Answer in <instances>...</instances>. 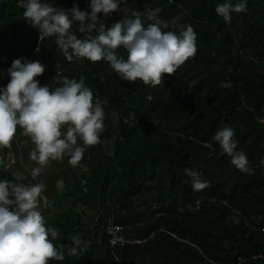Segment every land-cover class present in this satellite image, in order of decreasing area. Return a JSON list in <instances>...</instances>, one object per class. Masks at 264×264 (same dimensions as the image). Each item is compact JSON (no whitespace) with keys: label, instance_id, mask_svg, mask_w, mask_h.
Returning a JSON list of instances; mask_svg holds the SVG:
<instances>
[{"label":"trees","instance_id":"16d2710c","mask_svg":"<svg viewBox=\"0 0 264 264\" xmlns=\"http://www.w3.org/2000/svg\"><path fill=\"white\" fill-rule=\"evenodd\" d=\"M42 2L91 11V0ZM223 2L121 0L117 12L98 14L97 29L133 12L147 25L146 14L155 8L169 24L165 31L193 27L195 56L152 86L124 80L105 60L68 61L56 36L39 40L22 0H0V88L14 60L39 61L45 69L35 78L40 86L54 90L63 77H83L105 113L101 142L86 147L78 166L71 164L70 188L46 207L39 198L41 214L54 215L46 225L60 234L53 243L64 246L65 258L48 264H264V0H246L247 11L231 13L227 24L215 12ZM79 27L73 21L70 31L83 39L88 34ZM115 51L127 59L123 47ZM226 125L252 175L233 166L213 139ZM22 132L17 126L12 144ZM10 151L0 150V180L14 184L6 168ZM185 168L209 187L193 190ZM110 224L122 226L128 238L148 240L111 248ZM74 235L87 244L82 257L67 254Z\"/></svg>","mask_w":264,"mask_h":264},{"label":"clouds","instance_id":"9594fccd","mask_svg":"<svg viewBox=\"0 0 264 264\" xmlns=\"http://www.w3.org/2000/svg\"><path fill=\"white\" fill-rule=\"evenodd\" d=\"M121 0H91L90 13L74 5L68 11L42 0H22L23 16L38 30L39 40L56 36V43L68 61L73 56L90 62L107 61L112 70L124 80L141 81L145 85H163L165 75H173L177 69L197 52V34L192 26H185L179 33L165 31L168 22L159 19L160 8L147 12L151 23L145 25L139 12L114 22L110 27L100 24L98 14L105 17L117 12ZM247 11L246 0L233 4L224 0L217 4L215 12L224 22H231V13ZM73 21L80 24L79 31L87 33L80 39L70 30ZM90 21V22H89ZM97 31V35L91 33ZM123 47L127 59L116 54ZM71 50V51H69ZM39 61L16 59L8 69L9 82L0 88V148L11 146L17 126L30 136L35 149L30 159L39 167L33 168V178L39 176L49 160H62L67 154L69 163L75 165L83 158L87 146L99 144L105 130L103 108L94 103L92 89L85 85L84 78L63 77L62 86L51 90L40 86L35 79L44 72ZM66 127V131L62 129ZM234 130L224 126L213 139L222 153L231 157V163L239 171L252 175L247 155L237 151ZM78 139L83 146L78 145ZM264 164V160H261ZM193 190L209 187L198 172L185 168ZM44 183L34 185L13 184L0 180V264H48L50 260L65 258L58 229L48 227L39 210V198ZM69 256L82 257L87 244L79 236H72Z\"/></svg>","mask_w":264,"mask_h":264},{"label":"crops","instance_id":"0c3cea01","mask_svg":"<svg viewBox=\"0 0 264 264\" xmlns=\"http://www.w3.org/2000/svg\"><path fill=\"white\" fill-rule=\"evenodd\" d=\"M66 127L67 126H65L62 129V132L66 131ZM77 143H78V145L83 146V142L81 140H79V142H77ZM9 148L11 150L9 152L10 156H11L10 164L12 166H14L15 162L21 163V168L19 170H17V173H16V176H17L16 180L21 181L20 183H22L24 185H26V183L28 185H34V184L41 183L40 179H38V181H35L33 176L31 175L32 169L34 167L31 168L29 162L32 161V164L34 166H35V164L37 165V163L30 159V153L35 149V145L31 141L30 136H26L22 132L21 136L17 139V141L14 144L11 143V146ZM0 160L2 161V155L1 154H0ZM76 166H78V164ZM40 175H42L44 177L43 173H41ZM65 176H66L65 178H61L60 176H58V178H57L58 181L57 180L55 181L56 187H57V185L58 186L60 185V190L70 188V186H71V180H72L71 173H70V175L65 174Z\"/></svg>","mask_w":264,"mask_h":264},{"label":"rangeland","instance_id":"374dc122","mask_svg":"<svg viewBox=\"0 0 264 264\" xmlns=\"http://www.w3.org/2000/svg\"><path fill=\"white\" fill-rule=\"evenodd\" d=\"M98 106H100V105L98 104ZM78 142H79V139H78ZM0 150H1V148H0ZM69 159H70V157L67 154L63 157L62 160H51L50 159L48 164L42 167L41 173H43L44 177L42 175H39V176L34 178L35 181H38V179H40L41 182L44 183V185H45V189L41 193V198L44 202L45 207L47 206L46 198H48L47 200H48L49 205L53 204L54 196L56 197L57 194L59 195L60 192L63 191V190H60V185L59 186L57 185V187H56L55 183L53 182V184H51V182L56 176H60L61 178H65L66 177L65 174L70 175L69 172H72V171H70L71 170V164L69 163ZM29 164H30L31 168L32 167H34V168L39 167L38 164L37 165L35 164V166H34L32 164V161L29 162ZM6 168L8 171H11V173L14 174L15 177H17L16 173H17V170H19L21 168V163L15 162L14 166H12L11 164H7ZM16 181H14V184L21 182V181H17V182ZM53 216L54 215L51 214L50 212L47 213V218H52ZM47 218H45V221L49 220Z\"/></svg>","mask_w":264,"mask_h":264},{"label":"built area","instance_id":"2783aa9c","mask_svg":"<svg viewBox=\"0 0 264 264\" xmlns=\"http://www.w3.org/2000/svg\"><path fill=\"white\" fill-rule=\"evenodd\" d=\"M94 103L96 104H101L100 101L97 99L94 100ZM261 123H263V119L260 120ZM106 231L108 234V243L111 248H116V247H134L136 245H142L146 240L148 239H134V238H128L125 235L124 229L120 225H113L110 224L106 227ZM154 236V233H151L150 239ZM243 260H241L242 262Z\"/></svg>","mask_w":264,"mask_h":264},{"label":"water","instance_id":"95a60500","mask_svg":"<svg viewBox=\"0 0 264 264\" xmlns=\"http://www.w3.org/2000/svg\"><path fill=\"white\" fill-rule=\"evenodd\" d=\"M0 162H1V160H0ZM26 185H28V184L26 183ZM46 202H48L47 199H46Z\"/></svg>","mask_w":264,"mask_h":264}]
</instances>
